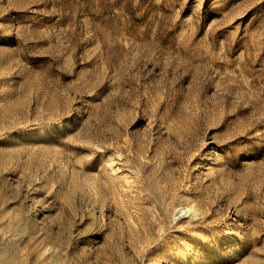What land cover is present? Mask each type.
Segmentation results:
<instances>
[{
	"label": "rangeland",
	"instance_id": "1",
	"mask_svg": "<svg viewBox=\"0 0 264 264\" xmlns=\"http://www.w3.org/2000/svg\"><path fill=\"white\" fill-rule=\"evenodd\" d=\"M0 264H264V0H0Z\"/></svg>",
	"mask_w": 264,
	"mask_h": 264
},
{
	"label": "bare ground",
	"instance_id": "2",
	"mask_svg": "<svg viewBox=\"0 0 264 264\" xmlns=\"http://www.w3.org/2000/svg\"><path fill=\"white\" fill-rule=\"evenodd\" d=\"M183 208H184V207H183ZM183 208L180 209L181 212H183V210H184Z\"/></svg>",
	"mask_w": 264,
	"mask_h": 264
}]
</instances>
